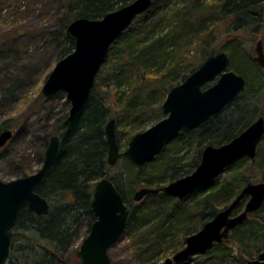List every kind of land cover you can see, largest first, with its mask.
I'll return each instance as SVG.
<instances>
[{
    "label": "trees",
    "instance_id": "trees-1",
    "mask_svg": "<svg viewBox=\"0 0 264 264\" xmlns=\"http://www.w3.org/2000/svg\"><path fill=\"white\" fill-rule=\"evenodd\" d=\"M133 1L63 0L62 11L66 14V20L63 22L60 19L59 26L50 34L53 41L63 43L57 44V61L72 53L75 48L74 39L67 33V27L73 20L101 19ZM59 14L60 11L55 16ZM263 28L264 0H155L153 8L138 17L135 24L113 44L88 102L74 122L63 130L62 124L70 110V104L66 101V109L56 123L61 140L59 156L36 189L37 193L49 201L50 213L48 216H37L30 210L21 213L13 230L15 240L8 264H79L77 256L66 263L62 254L51 248L56 247L61 252L70 249L78 239L83 241L90 234L96 221L91 208L95 186L102 178L111 177L112 171L108 163L109 143L106 135L110 119L116 121V137L120 147L124 134L129 130V123L131 125L152 117L164 119L162 107H152L153 100L160 96L166 98L173 87L184 82L208 57L217 54V41H221V48L230 55L232 70L247 78L246 71L236 62L241 54L262 80L261 69L252 60V53L247 55V59L242 51L247 39L246 33L254 36ZM197 43L201 46L202 61L178 73V66L188 61V55ZM126 84L132 86L131 93L120 94L118 89ZM248 87L249 83L246 90L219 115L209 119L199 129L180 135V138L166 147L155 158L156 161L164 158L161 164L151 169L147 164L139 169L137 185L159 188L192 174L201 163L206 146L220 147L231 142L258 117L264 116L255 107L261 102L260 98L264 97V82L254 92L248 90ZM249 92L251 98L245 99V93ZM105 96L114 101L112 106ZM7 129L9 125L5 122L0 133ZM143 131L132 127L129 134ZM196 134L198 149L188 159L181 153L170 154L171 147L184 139L191 145L194 142L193 135ZM242 162L226 171H233ZM219 178L185 200L161 193L135 203V192L133 195L126 193L118 181L111 177L131 209L123 236L130 238L139 264H157L154 261L158 254L168 243L172 245L175 238L178 240L172 253L182 250L187 238L200 231L229 206L249 183L243 176L236 179L235 187L231 186V182L220 185ZM245 201H242L239 209ZM256 232L263 233L257 235ZM39 240L47 241L52 247L37 254ZM234 242L240 250L236 255L229 247ZM262 251L264 206L231 232L223 243L216 244L212 250L195 259L198 264H247V260L258 257Z\"/></svg>",
    "mask_w": 264,
    "mask_h": 264
},
{
    "label": "water",
    "instance_id": "water-1",
    "mask_svg": "<svg viewBox=\"0 0 264 264\" xmlns=\"http://www.w3.org/2000/svg\"><path fill=\"white\" fill-rule=\"evenodd\" d=\"M154 4L155 0H135L101 19L77 18L68 25L67 33L74 39L75 48L57 63L43 87L45 98L59 93L66 95L70 110L62 124L63 130L74 122L88 102L113 44ZM253 60L264 72L263 39L256 44ZM230 65L231 57L225 51L208 57L184 82L170 90L162 104L166 117L148 130L134 135L124 152L120 151L117 141L116 121L110 120L106 127L109 166L115 167L122 158H126L141 169L153 162L180 135L199 129L209 119L219 115L246 90L248 84L247 78L232 70ZM212 82L215 83L207 86ZM14 136L12 129L2 131L0 149ZM263 140L264 116H260L231 142L220 147L206 146L201 163L192 174L159 188L142 187L135 191L133 200L140 203L147 197L161 193L185 200L199 189L208 187L236 163L245 159L254 161ZM60 142L59 136L50 139L43 166L35 174L10 182L0 181V264H8L12 257L13 230L21 213L24 210H30L37 216H48L50 213L49 201L36 189L58 158ZM244 199H247L244 209L237 212ZM263 206L264 182L247 183L229 206L200 231L189 236L185 247L163 264H182L207 253L216 244L228 239L231 232ZM91 208L96 221L82 242L77 257L80 264H114L109 251L124 234L131 209L111 177H104L96 183ZM247 264H264V251L258 257L247 260Z\"/></svg>",
    "mask_w": 264,
    "mask_h": 264
},
{
    "label": "rangeland",
    "instance_id": "rangeland-1",
    "mask_svg": "<svg viewBox=\"0 0 264 264\" xmlns=\"http://www.w3.org/2000/svg\"><path fill=\"white\" fill-rule=\"evenodd\" d=\"M64 2L63 0H0V128L3 123L7 122L9 129H12L15 134L12 141L0 149V181L10 182L24 177V174L32 175L38 172L43 166L50 139L53 136H60V132H57L58 125L56 123L66 109V95L59 93L52 98H45L43 87L58 63V45L63 44L53 41L50 34L59 26L60 19H63V22L66 20V14H63L62 11ZM59 11V16H55ZM44 29L47 31L44 32ZM246 36L242 54H246L244 58H247V55L252 53L254 58L257 42L260 39L264 40V28L254 36L249 33H246ZM221 46V41H217V53L223 51ZM200 49L199 43L194 44L188 55V61L179 65L176 71L178 73L184 72L190 65H197L201 62ZM236 62L247 73L248 90L256 91L264 82V73L260 72L262 77L260 80L256 69L246 59H243L241 54ZM214 83L212 82L207 86ZM118 91L120 94L129 95L132 86L130 84L123 85ZM249 94L251 95V92L245 93V99L251 98ZM105 98L108 99L109 97L105 96ZM165 99L161 96L157 97L153 100L152 107H162ZM260 99L261 102H258L259 104L257 103L255 107L260 109V115H264V97ZM108 102L111 106L114 103L113 100L109 99ZM112 119L114 118L110 120ZM131 121L129 120V122ZM159 121L161 120L152 117L131 125L129 123L127 129L130 130L135 127L146 131ZM129 130L123 136L121 152L128 148L130 140L137 134H129ZM193 137L194 142L191 145L187 139H184L171 147L170 154L178 155L181 153L183 157L188 159L198 149V135H193ZM259 146L256 159L254 161L245 159L233 171H226L219 178L220 185L231 182V186L235 187L237 185L236 179L243 176L248 182H264V140ZM163 161L164 158L162 157L158 161L154 160L148 164L149 169L158 166ZM138 171L139 169L132 165L128 159L122 158L115 167H112L110 176L118 181L126 193L133 195L135 191L144 187V184L137 185ZM244 206L245 203L238 212H241ZM262 233L258 232L257 235ZM174 240L172 245L168 243L164 247L154 262L163 264L166 259L175 255L172 250L178 239L175 238ZM38 242L37 254L42 253L45 248L52 247L47 241L39 240ZM82 242V239H78L70 249L64 252L56 249V247L51 249L62 254L65 262L68 263L77 256ZM229 247L232 248L234 255L239 254L240 250L236 246V242ZM109 255L114 264H139L128 236L122 235L120 240L110 249ZM198 256L193 257L187 264H198V260L195 259Z\"/></svg>",
    "mask_w": 264,
    "mask_h": 264
},
{
    "label": "flooded vegetation",
    "instance_id": "flooded-vegetation-1",
    "mask_svg": "<svg viewBox=\"0 0 264 264\" xmlns=\"http://www.w3.org/2000/svg\"><path fill=\"white\" fill-rule=\"evenodd\" d=\"M263 72V70H261ZM264 73V72H263ZM84 241V240H83ZM78 258V257H77ZM80 262V261H79ZM80 264V263H79Z\"/></svg>",
    "mask_w": 264,
    "mask_h": 264
}]
</instances>
